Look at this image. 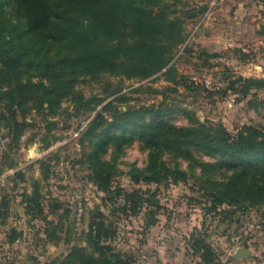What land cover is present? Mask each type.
Returning a JSON list of instances; mask_svg holds the SVG:
<instances>
[{
    "label": "rangeland",
    "instance_id": "1",
    "mask_svg": "<svg viewBox=\"0 0 264 264\" xmlns=\"http://www.w3.org/2000/svg\"><path fill=\"white\" fill-rule=\"evenodd\" d=\"M164 1L171 14L195 13L185 18V39L175 49L178 83L162 72L146 79L90 73L76 85L81 102L65 98L53 116L47 107L31 110L20 137L0 120V264H57L73 245H87L85 231L101 217L115 229L108 242L140 264H158L160 257L168 264H206L203 250L195 252L192 246L193 234L215 251L210 264H264V204L248 209L224 204L211 210L192 178L135 182L131 163L144 166L149 152L139 140L125 145L115 160L114 145H105L102 158L115 162L109 191L94 180L90 153L97 139L87 129L99 112L110 118L115 111L163 103L190 111L165 117L176 125L196 117L222 124L232 134L246 125L264 127V88L244 87V78H264V1ZM165 155L174 162L171 152ZM35 187L44 205L40 214L25 201ZM135 190L140 195L128 200ZM14 228L20 234L12 240ZM46 229L56 231V238L47 239ZM239 247L247 249V258L236 255ZM169 248L174 252L166 253Z\"/></svg>",
    "mask_w": 264,
    "mask_h": 264
},
{
    "label": "trees",
    "instance_id": "2",
    "mask_svg": "<svg viewBox=\"0 0 264 264\" xmlns=\"http://www.w3.org/2000/svg\"><path fill=\"white\" fill-rule=\"evenodd\" d=\"M164 2L0 0V120H6L15 137H20L31 110L47 107L53 116L63 99L72 96L73 101L81 102L83 95L76 85L90 73L146 79L162 72L178 83L175 49L185 39V18L195 13L171 14ZM244 80L245 88H264V78ZM111 104L109 101L107 106ZM176 111L190 112L186 107L161 103L115 111L110 118L103 112L95 116L87 132L97 139L90 158L99 189L109 191L115 168L114 161L102 158V148L113 144L115 160L125 145L139 140L149 152L144 166L131 163L129 174L135 182L192 178L204 190L211 210L224 204L240 209L263 205L264 127L246 125L232 134L222 124L196 117H191L190 124L176 125L165 119ZM194 151L212 160L195 156ZM166 152L173 154V163ZM43 173L46 178L48 173ZM34 192L25 201L31 211L40 214L44 205L38 188ZM136 194L140 195L133 191L128 200ZM58 206L54 203L51 211ZM131 206L137 208L138 202ZM47 222L54 224L53 220ZM45 231L47 239L56 238V231ZM18 234L14 228L12 240ZM114 235L111 223L96 219L85 231L87 245H73L63 258H57V264H140L108 242ZM193 238L195 252L203 250L202 261L214 262L216 253L210 243L201 236L193 234Z\"/></svg>",
    "mask_w": 264,
    "mask_h": 264
},
{
    "label": "water",
    "instance_id": "3",
    "mask_svg": "<svg viewBox=\"0 0 264 264\" xmlns=\"http://www.w3.org/2000/svg\"><path fill=\"white\" fill-rule=\"evenodd\" d=\"M236 255L238 257L247 258L248 257V251L244 247H239L236 251Z\"/></svg>",
    "mask_w": 264,
    "mask_h": 264
},
{
    "label": "crops",
    "instance_id": "4",
    "mask_svg": "<svg viewBox=\"0 0 264 264\" xmlns=\"http://www.w3.org/2000/svg\"><path fill=\"white\" fill-rule=\"evenodd\" d=\"M172 252H174V250H172V249H167V251H166V253H172ZM154 255V254H156V253H151V255ZM165 258V257H164ZM147 264H150V263H147ZM158 264H168L167 263V261H165V259H161V257L158 259ZM170 264H174L173 262H170Z\"/></svg>",
    "mask_w": 264,
    "mask_h": 264
}]
</instances>
